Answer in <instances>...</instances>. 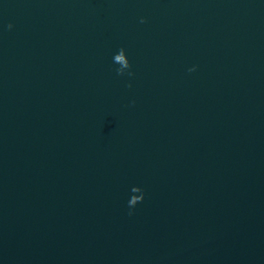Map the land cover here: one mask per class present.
I'll use <instances>...</instances> for the list:
<instances>
[{"label": "water", "instance_id": "1", "mask_svg": "<svg viewBox=\"0 0 264 264\" xmlns=\"http://www.w3.org/2000/svg\"><path fill=\"white\" fill-rule=\"evenodd\" d=\"M0 264H264V0H0Z\"/></svg>", "mask_w": 264, "mask_h": 264}, {"label": "clouds", "instance_id": "2", "mask_svg": "<svg viewBox=\"0 0 264 264\" xmlns=\"http://www.w3.org/2000/svg\"><path fill=\"white\" fill-rule=\"evenodd\" d=\"M141 22H144V18H141ZM9 28L12 27L11 24L8 25ZM126 52H125V49L123 47H121L119 49V51L117 53L114 54V57H113V60H114V63H117L119 62L120 63V67L116 69L117 71V74L119 75H122L124 74L125 70L126 69H129L131 67L130 65V62H129V59L128 57L125 55ZM195 70V66H193V68H190L189 71H194ZM129 75H132L131 72L128 73ZM130 86V85H129ZM142 190V189H141ZM143 192V191H142ZM144 198V195H142V197L140 198H134V200L131 202V203H135V200L138 199L139 202L142 201ZM128 204L130 206V202L128 201ZM131 207V206H130ZM131 214V213H130Z\"/></svg>", "mask_w": 264, "mask_h": 264}]
</instances>
